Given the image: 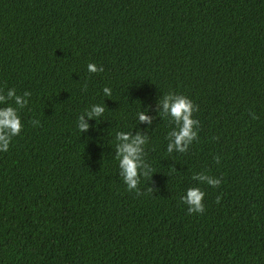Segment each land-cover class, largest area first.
<instances>
[{
  "label": "trees",
  "instance_id": "1",
  "mask_svg": "<svg viewBox=\"0 0 264 264\" xmlns=\"http://www.w3.org/2000/svg\"><path fill=\"white\" fill-rule=\"evenodd\" d=\"M0 264H264V0H0Z\"/></svg>",
  "mask_w": 264,
  "mask_h": 264
}]
</instances>
